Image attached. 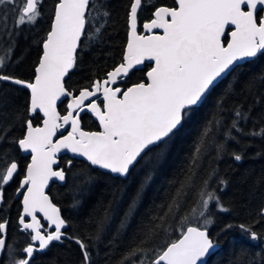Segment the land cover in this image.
Segmentation results:
<instances>
[{
  "label": "trees",
  "instance_id": "1",
  "mask_svg": "<svg viewBox=\"0 0 264 264\" xmlns=\"http://www.w3.org/2000/svg\"><path fill=\"white\" fill-rule=\"evenodd\" d=\"M131 2L90 0L77 66L66 79L72 89L88 87L93 80L105 78L121 62L128 39ZM56 3L57 0H43L35 23L11 29L5 42V52L12 50L3 69L6 74L25 80L34 78ZM172 3L173 0H151L138 14L139 31L142 32L140 25L151 17L154 5ZM239 65L216 84L166 146L154 147L143 155L125 178L83 160L62 156L60 166L66 181L63 185L53 183L49 192L66 220L67 236L72 239L54 241L48 249L34 253L30 264H82L76 238L89 245L91 264H151L165 242L179 237L178 229L185 216V227H207L220 245L206 264H264V217L260 215L264 207V54ZM146 71L147 64L140 71L134 70L125 83L138 82ZM29 96V91L21 86L0 82V129L5 130L0 139V174L11 162L18 165L13 180L4 185L6 198L0 204V222L6 220L9 224L6 246L13 250L2 253L0 264L23 258L22 249L31 242L30 233L19 224L22 206L16 197L29 157L22 155L15 142L24 135V118H31L25 111ZM64 107L59 105L62 113ZM236 110L241 117H236ZM233 121L236 128L232 127ZM82 126L87 130L99 128L86 113L82 115ZM206 129L211 130L205 136ZM234 154L243 158L237 161ZM204 181L208 182L206 191L219 197L229 211H221L215 201H210L205 216L198 215ZM182 184L185 187L179 197L180 208L168 214ZM205 218L212 223L205 225ZM161 224L162 228L156 227ZM241 224L251 226L261 238L251 239L239 228ZM152 228L155 232L151 238L141 243ZM138 245L146 251L125 261L124 257Z\"/></svg>",
  "mask_w": 264,
  "mask_h": 264
},
{
  "label": "snow or ice",
  "instance_id": "2",
  "mask_svg": "<svg viewBox=\"0 0 264 264\" xmlns=\"http://www.w3.org/2000/svg\"><path fill=\"white\" fill-rule=\"evenodd\" d=\"M42 2L0 0V5L21 4L17 23L23 25L37 21ZM150 2L132 0L129 38L121 62L88 87L72 89L66 78L70 79V72L77 66V48L85 35L90 0H57L33 79L6 74L5 58L0 57V82L30 90L25 111L31 118H24V135L15 142L24 152L31 153V163L17 189L23 197L19 224L30 233L31 242L22 249L24 257L14 259L12 264H30L34 253L48 249L54 241L72 239L64 231L67 224L60 208L45 193L52 178L65 179V171L53 167L58 164V153L67 150L85 157L91 165L127 176L143 155L154 147L166 146L183 129L190 114L205 102L224 75L240 66L239 62L264 54V0H173L171 6L154 5L151 17L138 32V13ZM146 62L149 63L143 79L125 83ZM58 104L65 105L63 113ZM82 113L94 116L101 130H84ZM235 115L242 114L236 110ZM232 127L236 128V121ZM210 130L206 129L204 135ZM4 133L0 129V139ZM199 152L198 146L197 155ZM242 158L234 154L235 160ZM68 163L70 166L71 161ZM17 169V163L11 162L0 174V204L6 198L4 185L13 180ZM207 183L204 181L205 190L199 193L198 215L205 216L210 201H215L221 211H229L219 197L206 191ZM184 187L182 184L178 189L168 214L179 210ZM192 213L197 214V209H192ZM260 215L264 217V207ZM187 219L185 216L181 220L179 237L165 242L151 264H204V258L216 245L207 227H185ZM210 223L205 218L204 224ZM8 227L6 220L0 222V253L13 251L6 246ZM156 227L162 228L163 224ZM239 228L253 240L261 238L251 226L241 224ZM154 232L155 228L149 229L141 243ZM76 243L82 264H91L89 245L79 238ZM145 251L138 245L124 260L131 261Z\"/></svg>",
  "mask_w": 264,
  "mask_h": 264
},
{
  "label": "water",
  "instance_id": "3",
  "mask_svg": "<svg viewBox=\"0 0 264 264\" xmlns=\"http://www.w3.org/2000/svg\"><path fill=\"white\" fill-rule=\"evenodd\" d=\"M87 14V13H86ZM139 14V13H138ZM139 21V20H138ZM53 22V21H52ZM129 31H130V28H129ZM129 31H128V38H129ZM138 32H140L139 31V22H138ZM83 36V35H82ZM82 36H81V38H82ZM127 41H128V39H127ZM127 44V43H126ZM79 48V47H78ZM78 48H77V50H78ZM125 48H126V46H125ZM42 54H43V47H42ZM42 54H41V56H42ZM259 55V54H258ZM40 56V57H41ZM40 59V58H39ZM252 59H254V58H250V59H248V60H245V61H241V62H239V64H242V63H244V62H246V61H249V60H252ZM149 62H146V64H148ZM37 65H38V63H37ZM36 65V66H37ZM143 66H141V68H142ZM112 70V69H111ZM110 70V71H111ZM228 74H226V75H224L218 82H217V84L224 78V77H226ZM67 79V78H66ZM10 83V82H9ZM19 86V85H18ZM28 90V89H27ZM29 91V93H30V90H28ZM59 105L60 104H58V109H59ZM83 114H85V113H82L81 114V117H82V115ZM88 114H90V113H88ZM91 115V114H90ZM92 116V115H91ZM92 118L98 123V121L96 120V118L94 117V116H92ZM99 125V124H98ZM81 126H82V123H81ZM82 128H83V126H82ZM84 130H86V131H99V130H87V129H85L84 128ZM101 130V129H100ZM21 150V153H22V155L23 156H26V157H29V162H28V164L29 163H31V153H29V152H24L22 149H20ZM62 156H69L70 158H72V159H79V160H83V161H85V162H87V163H89L90 165H91V163L89 162V161H87V159L85 158V157H82V156H79V155H77V154H75V153H72V152H70V151H67V150H62L60 153H58V155H57V160H58V164L57 165H54L53 167H54V169H63L61 166H60V158L62 157ZM17 163V162H16ZM92 166H94V165H92ZM95 167H98V166H95ZM99 168V167H98ZM99 169H101V168H99ZM102 171H106V172H109L108 170H106V169H101ZM109 173H111V172H109ZM111 174H113V175H115V176H120L119 174H116V173H111ZM15 175V174H14ZM14 177V176H13ZM120 177H122V178H125L126 176H120ZM24 178V177H23ZM23 178L21 179V181L23 180ZM20 181V182H21ZM65 181H66V173H65V179L63 180V181H61V180H58L57 178H52L50 181H49V183H48V187L47 188H45V193L47 194V195H49V197L52 199V197H51V195H50V192H49V190H50V188H51V185L53 184V183H58V184H60V185H63L64 183H65ZM16 197L17 198H20L21 199V206H22V209H23V205H22V195H18L17 194V192H16ZM52 201H53V199H52ZM53 203L54 204H56L54 201H53ZM56 206L58 207V205L56 204ZM22 209H21V213H22ZM38 215H41V214H38ZM61 216H62V214H61ZM63 217V216H62ZM26 219H28V218H26ZM43 221V220H42ZM41 221V222H42ZM46 224H47V222L46 221H44ZM21 226V225H20ZM190 226H195V227H198V226H196V225H190ZM21 229H22V226H21ZM66 229V228H65ZM65 229H64V231H65ZM23 230V229H22ZM208 232H209V236H210V231H209V229H208ZM210 238L212 239V237L210 236ZM213 240V239H212ZM213 243L216 245V247L213 249V250H210V254L207 256V257H205L204 258V264H206L207 263V261L209 260V258L219 249V247H220V245H219V243L217 242V241H214L213 240ZM44 251V250H43ZM39 252H42V251H39ZM1 255H2V253H0V257H1Z\"/></svg>",
  "mask_w": 264,
  "mask_h": 264
},
{
  "label": "rangeland",
  "instance_id": "4",
  "mask_svg": "<svg viewBox=\"0 0 264 264\" xmlns=\"http://www.w3.org/2000/svg\"><path fill=\"white\" fill-rule=\"evenodd\" d=\"M20 7L21 4L19 3L16 5H0V57L5 58V65L12 53V50L5 52V42L10 38L11 29L16 25H20L17 23V9Z\"/></svg>",
  "mask_w": 264,
  "mask_h": 264
},
{
  "label": "flooded vegetation",
  "instance_id": "5",
  "mask_svg": "<svg viewBox=\"0 0 264 264\" xmlns=\"http://www.w3.org/2000/svg\"><path fill=\"white\" fill-rule=\"evenodd\" d=\"M123 86V85H122ZM86 114H88V113H86ZM88 115H90V114H88ZM91 116V115H90ZM92 117V116H91ZM94 120V119H93ZM98 127H99V125H98ZM95 130H100V128H98V129H95Z\"/></svg>",
  "mask_w": 264,
  "mask_h": 264
}]
</instances>
